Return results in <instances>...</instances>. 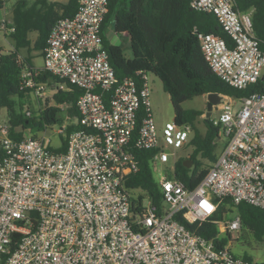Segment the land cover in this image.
Masks as SVG:
<instances>
[{
	"label": "built area",
	"instance_id": "1",
	"mask_svg": "<svg viewBox=\"0 0 264 264\" xmlns=\"http://www.w3.org/2000/svg\"><path fill=\"white\" fill-rule=\"evenodd\" d=\"M77 1V13L52 27L43 66L23 74L36 95L56 89L34 80L41 70L61 80L57 87L70 82L81 88L80 115L66 151L54 150L49 139L29 130L14 138L10 124H0V264H250L231 248L242 227L235 208L214 221L219 232L212 238L175 215L200 224L226 199L264 210V41L254 31L251 12L236 9L234 0H190L193 9L216 14L231 38L229 44L199 33L212 71L235 88L259 89L222 97L221 113L211 119L224 143L216 161L190 188L176 177L174 158L167 174L160 171L157 205L146 189L127 183L140 171L137 151L156 150L152 168L168 163L173 149L190 140L193 125L174 120L160 131L150 74L140 70L120 78L104 46L109 0ZM6 3L0 0V9ZM0 23L7 33L15 30L5 17ZM57 131L65 134L66 125Z\"/></svg>",
	"mask_w": 264,
	"mask_h": 264
},
{
	"label": "trees",
	"instance_id": "2",
	"mask_svg": "<svg viewBox=\"0 0 264 264\" xmlns=\"http://www.w3.org/2000/svg\"><path fill=\"white\" fill-rule=\"evenodd\" d=\"M234 6L241 12H251L254 31L264 41V0H234ZM78 7L77 0L16 1L12 7L11 23L15 30L8 34L13 48L5 50L0 47V108L5 107L8 110L11 135L19 139L23 137L24 131L29 130L38 137L40 132L51 126L65 124L66 133L61 134V145L56 148L51 145L58 152L66 151L67 137L76 127L80 115L77 101L82 90L70 82L66 83L64 89L57 87L61 80L41 70L34 80L47 82L56 89L45 102L39 99L38 106H34L31 99L35 91L26 86L23 74L39 69L33 63L36 56L33 53L43 56L56 21L74 16ZM110 27L127 40L130 56L126 53V43L113 44L110 41ZM32 33H36L35 38L31 37ZM199 33H213L229 44L232 43L229 33L216 14L193 9L190 0H109V12L102 24L104 46L117 75L123 78L146 70L149 74L159 76L165 83V89L172 93L175 121L193 125L194 133L192 132L193 135L188 141L192 151L188 156L177 160L175 170L176 177L190 188L201 182L217 159L218 153H215V149L219 128L213 125L211 118H205L206 130L202 133L195 123L204 112L199 109L184 110L174 93L179 99L211 92L222 96L241 97L259 89L258 85H251L246 89L235 88L213 72L203 55ZM23 50H26L27 55L22 54ZM28 104L31 106L26 107ZM155 152L153 149L137 151L140 171L127 183L131 187L146 189L154 202L160 205L161 194L151 164V157ZM188 159L193 161L190 168L184 164ZM133 202L140 203L135 199ZM233 208L241 216L242 230L250 231L255 239L262 241L264 210L246 202L232 205L226 199L213 217L200 224L188 223L181 213H177L175 217L197 234L212 238L219 232L214 221L232 213ZM243 257L250 264H254L251 255L245 254ZM259 264H264V261Z\"/></svg>",
	"mask_w": 264,
	"mask_h": 264
},
{
	"label": "rangeland",
	"instance_id": "3",
	"mask_svg": "<svg viewBox=\"0 0 264 264\" xmlns=\"http://www.w3.org/2000/svg\"><path fill=\"white\" fill-rule=\"evenodd\" d=\"M18 0H7L6 3V10L5 12L0 10V22L3 17L6 18L7 22L10 23L12 20V7L13 4ZM52 1H67V0H52ZM112 26V25H111ZM9 33L5 32L4 28L1 27L0 23V47L5 48H11L13 47L12 40L8 36ZM33 34V33H32ZM31 34V35H32ZM108 35L110 37V41L113 44H125L127 40L122 37L120 34L115 32L111 27L108 30ZM34 34L32 37L34 38ZM126 53L128 56L131 55V50L127 47V43L125 44ZM23 55H27L26 50L22 51ZM35 58L33 59V63L41 64L42 62V55H40L37 52L33 53ZM150 86H151V107H152V113L156 120V123L162 131L163 127L167 122H173L175 120V110L173 105V99H172V93L170 91H167L165 89V83L159 76H156L155 74H150L149 78ZM48 89L40 94L36 95L33 94L31 101L33 102L34 106H38L39 99H41L42 102H45V100L48 97H51L54 93V90L51 86L47 87ZM177 101L181 105V107L184 110H190V109H199L204 112L202 116L199 117L198 121L195 123L198 128L202 131V133L206 130V124L204 123V119L207 116V106H208V97L207 94H196L191 97H186L184 99H179V96H177L174 93ZM31 106V105H26ZM240 102H237L235 105L236 109H239ZM31 110V109H30ZM221 113L220 104L214 106L211 119L218 118ZM8 110L5 107L0 108V124H7L8 121ZM59 125H54L49 127L47 130L40 132L38 137H43L45 139H49L50 143L53 147H59L61 145V134L58 133ZM194 133V132H193ZM219 134V133H218ZM193 135V134H192ZM222 137V136H221ZM191 138V135H190ZM189 138V139H190ZM217 146L215 149V153H220L223 149V144L219 140H216ZM167 149L168 147L165 146ZM192 151V147L186 143V145L182 148H178L176 150L173 149V152H175V156L171 155L170 161L168 163L159 164L156 167H153V174L156 181H160L163 177L162 170L164 169V173H168L166 171L168 167L170 166L173 159H180L182 157H186L189 155V153ZM166 168V170H165ZM162 173H161V172ZM231 248L233 253L236 256H244L245 254H249L253 258L254 264H259L260 262L264 261V239L262 241H259L255 239L254 234H252L248 230H242V228L236 233V236L231 241Z\"/></svg>",
	"mask_w": 264,
	"mask_h": 264
},
{
	"label": "water",
	"instance_id": "4",
	"mask_svg": "<svg viewBox=\"0 0 264 264\" xmlns=\"http://www.w3.org/2000/svg\"><path fill=\"white\" fill-rule=\"evenodd\" d=\"M208 97V106H207V116L206 118H210L212 115V111L214 106L219 105L222 101V95L217 92H211L207 94ZM185 166L190 168L193 166V161L191 159H188L184 162Z\"/></svg>",
	"mask_w": 264,
	"mask_h": 264
},
{
	"label": "crops",
	"instance_id": "5",
	"mask_svg": "<svg viewBox=\"0 0 264 264\" xmlns=\"http://www.w3.org/2000/svg\"><path fill=\"white\" fill-rule=\"evenodd\" d=\"M1 11H3V12H5V10L6 9H0ZM12 21V20H11ZM35 36H34V38L36 37V33H33ZM32 34V35H33ZM32 35H31V37H32ZM33 38V37H32ZM2 48H4L5 50H9V49H12L13 47H11V48H5V47H2ZM42 58V62H41V64H36V63H34V65H35V67H42L43 66V56L41 57Z\"/></svg>",
	"mask_w": 264,
	"mask_h": 264
}]
</instances>
